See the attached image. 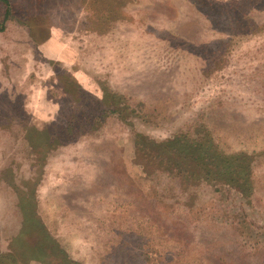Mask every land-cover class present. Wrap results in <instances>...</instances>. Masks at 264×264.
I'll return each mask as SVG.
<instances>
[{
	"label": "rangeland",
	"instance_id": "rangeland-1",
	"mask_svg": "<svg viewBox=\"0 0 264 264\" xmlns=\"http://www.w3.org/2000/svg\"><path fill=\"white\" fill-rule=\"evenodd\" d=\"M98 1L0 0V261L50 264L51 253L57 263L60 250L80 264H264V6L240 16L259 30L234 36L237 18L221 9L233 0H128L120 31L107 28L124 46L107 37L103 47L86 27ZM71 79L90 94L86 109L105 84L128 96L133 125L114 114L52 147L79 108ZM197 127L227 153L255 154L251 198L146 172L137 130L167 138ZM27 220L44 230L23 250L11 241ZM29 250L41 258L23 261Z\"/></svg>",
	"mask_w": 264,
	"mask_h": 264
},
{
	"label": "trees",
	"instance_id": "trees-1",
	"mask_svg": "<svg viewBox=\"0 0 264 264\" xmlns=\"http://www.w3.org/2000/svg\"><path fill=\"white\" fill-rule=\"evenodd\" d=\"M5 1V6L7 8L9 7L10 0ZM42 1L44 0H38V3ZM233 1L235 3L226 2L230 6L225 4L224 8H221L222 10L229 8L233 17L237 18L234 26L235 31L232 34L234 36H238L249 34V32H257L260 28L257 22L249 18L246 19V23H242L240 16H244L254 8H263L264 1ZM55 2L56 0H54V4ZM128 2V0H99L97 6L94 5L95 2L91 3L96 8L94 13L96 18L92 20L91 18L86 17V27H88L91 32L98 34V42H101L100 44L103 45V47L104 45L106 46L107 44H112L108 43V38L112 39L110 42H114L121 35L119 33L117 34V32L120 31V24L122 25L125 22L124 11ZM34 3L37 4V1ZM216 3H219V1ZM56 6L58 5H55V7ZM8 10H6V15L9 13ZM112 24L113 26L115 24L117 25H115L117 32L107 34V28L108 26H112ZM115 26L113 29H115ZM122 43L124 42H119L117 40V43H114V45L116 44V46L123 47L124 44ZM228 45H231L229 39ZM104 71L110 73L109 78L113 77L114 70L111 69V67H106ZM66 73L67 71H65L63 75H66L67 77L68 73ZM68 83H70V89L66 92H69L70 94L72 93V100H74L73 102L79 106V108L71 111V114L66 120L65 127H62L63 124L61 123L60 127H57L54 135L55 143L52 147L55 148L61 146L68 143V141L77 140L83 135L93 133L98 129L101 123L114 114H117L124 122L133 125L132 120L138 116V112L135 107L131 105L128 100L129 97L125 94L121 92L119 93V91L116 92L114 90H110L109 85L105 84V87H103L104 97L102 99H96L94 97V104H92L90 108L86 109L81 107L80 103L84 97L88 98L90 94L81 87H78L76 82L72 79ZM102 108L103 113L100 111ZM44 141L50 143L48 138H45ZM135 153L142 161L141 163L144 165L148 174L156 175L157 173H164L178 181L182 188L190 189L202 187L204 186L203 183L226 185L237 191L246 199L251 198L254 192L252 162L256 159L255 154L245 152L227 153L219 147L208 129H201L197 127L194 129L192 135L181 129L176 134L167 138H156L137 130L135 132ZM36 174L37 173L34 172L31 177L34 181L39 178V175L37 174L38 176H36ZM160 176L161 175H158V178ZM167 187L165 188L167 189ZM161 194L163 195V188L161 189ZM161 194H158V199L162 198ZM168 194L170 193L168 192ZM33 195L34 193L29 196ZM173 195L175 194L173 193ZM24 211L23 217L34 218L36 216L34 209H25ZM30 223L31 221L29 220H27L26 224L22 223L20 233L14 238L16 241H14V239L11 241L15 245H22L21 248L23 250L29 249L27 236H35V240L36 238L39 239L40 233L44 230V227L41 228V225H32ZM22 238H24L23 243H21ZM52 253H54L52 255L58 259L57 263H53L51 260V253L43 260L53 264H80L73 260H65V256H62L60 250H58V252L53 251ZM26 254L29 258H36V260L41 258L39 256L35 257V255H32L29 250L20 253V258L23 261H29L25 258ZM0 264L5 263L1 260Z\"/></svg>",
	"mask_w": 264,
	"mask_h": 264
}]
</instances>
